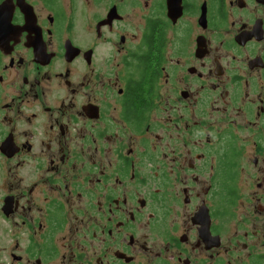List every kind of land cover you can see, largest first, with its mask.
I'll list each match as a JSON object with an SVG mask.
<instances>
[{
  "label": "flooded vegetation",
  "instance_id": "obj_1",
  "mask_svg": "<svg viewBox=\"0 0 264 264\" xmlns=\"http://www.w3.org/2000/svg\"><path fill=\"white\" fill-rule=\"evenodd\" d=\"M0 264H264V0H0Z\"/></svg>",
  "mask_w": 264,
  "mask_h": 264
}]
</instances>
